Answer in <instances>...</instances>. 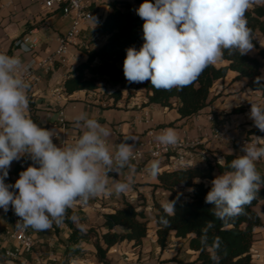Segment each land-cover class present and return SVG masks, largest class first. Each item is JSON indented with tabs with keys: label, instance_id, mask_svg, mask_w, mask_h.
<instances>
[{
	"label": "clouds",
	"instance_id": "clouds-1",
	"mask_svg": "<svg viewBox=\"0 0 264 264\" xmlns=\"http://www.w3.org/2000/svg\"><path fill=\"white\" fill-rule=\"evenodd\" d=\"M254 2L144 0L135 9L144 21V42L139 49H126L125 79L129 83L150 81L157 90L180 89L193 84L225 50L248 54L254 44L245 15ZM22 47L28 50L27 44ZM22 71L27 69L19 56L0 52V209L7 213L11 206L23 222L18 225L21 228L45 231L53 222L61 224L75 204L86 205L92 198L120 195L131 188L136 169L131 163L134 147L127 141L137 138L126 137L110 151L106 144L110 129L81 112L74 120L82 134L73 143L61 140L55 129L31 119L30 84ZM249 118L264 131V104L251 103ZM256 138L257 142L243 145V154L228 163L229 170L211 181L205 202L222 221L243 214L264 182L256 169V161L264 158V138ZM156 140L165 146L176 145L179 137L175 129L167 128ZM25 156L33 163L19 173L14 184L6 183L12 162ZM159 167V159H153L145 171L156 176ZM126 168V179H117ZM175 204L176 200L168 199L162 207L174 214Z\"/></svg>",
	"mask_w": 264,
	"mask_h": 264
},
{
	"label": "crops",
	"instance_id": "crops-1",
	"mask_svg": "<svg viewBox=\"0 0 264 264\" xmlns=\"http://www.w3.org/2000/svg\"><path fill=\"white\" fill-rule=\"evenodd\" d=\"M113 0H94L89 11L92 18L82 22L81 33L78 42H87L92 36L98 23L109 11V3ZM134 2L135 0H128ZM264 3V0H256L253 4ZM71 19L64 16L60 10L49 11L44 8L42 0H0V52L8 55H17L25 64L30 58L40 59L47 53L53 51L58 44V36L66 32L70 26ZM31 29H37L40 38V47L33 53H27L15 45V41ZM260 34V35H259ZM256 39L263 46L264 36L257 32ZM79 44L71 47V54H81L80 60L70 61L69 63L57 62L49 71L35 68L32 77L27 80L30 87L27 96L31 97L33 110L28 106V112L36 116V122L41 127L55 129L61 140L73 143L81 134L83 129L75 126L74 117L81 112L88 113L90 118H95L110 129V136L106 139V144L110 151H115L116 146L126 137H136L137 140L129 139L127 143L137 148L141 142H145L151 137L156 138L164 129H175L179 139L185 136L200 137L204 147L210 155L216 154L222 160L223 154L232 153L240 155L239 138L243 136V126H239L242 120H251L248 112H234L237 107L250 106L254 100L260 98V91L252 90L246 86L244 79H235L236 72L229 71L225 78L218 79L211 88L210 94L214 99L197 114L190 117L181 118L175 108L162 107L157 104L146 105V97H133L129 101L118 100L103 101L98 97V89L93 91L78 90L72 94H67L64 90L63 80L66 73L78 62L85 61L86 55L83 54ZM101 43V42H100ZM252 56H257L255 48L249 52ZM228 62L219 59L217 66L226 65ZM66 121L65 127L53 128L60 117V113ZM212 114L214 118L208 119ZM171 123V124H170ZM228 127L230 134L236 136V140H225L216 142L210 138L211 130L217 127ZM244 127L254 128L255 125H244ZM151 132V133H150ZM250 141L257 142V138H264V135L246 133ZM122 140L118 141L117 137ZM59 140L54 139V143L59 144ZM259 146V143L257 144ZM145 149H148L145 147ZM196 164L205 168L202 159L196 158ZM32 164L28 157H23L19 161ZM153 160L146 152L143 162L145 166ZM159 172L168 167V161L159 158ZM135 175L130 189L120 195L98 196L89 200L92 205H101L103 211L94 207L83 210L78 204L69 208L61 224L52 223V226L45 231H36L29 227L35 237V245L30 253H26L18 259L25 264H101L95 257V248L91 243L79 241L72 244L68 241L72 230L68 225L67 219H71L75 227L86 230L96 227L98 231H104L102 227L103 215L112 212L116 207L121 206L127 194L137 195L136 204L142 201L150 207L153 198L163 194L161 189H153L157 183V175L151 176L148 172L142 173L139 167L135 166ZM256 169L264 171V158L256 161ZM23 171L18 161H13L9 169L7 178L15 181L19 178V173ZM114 175V174H112ZM128 175V169H124L117 179L124 181ZM144 175V176H142ZM262 216V214H261ZM96 217L99 225H95ZM263 222H264V217ZM154 222L151 221V224ZM11 225V215L0 209V246L8 248L11 242H5L6 228ZM129 245L138 253L125 256L127 251L125 246ZM82 246L86 252L81 256L70 257L67 254L70 249ZM115 247L120 249L119 253L112 250L108 253V259H113L112 264H187L193 261L197 252L190 249L186 238H178L171 234L167 246L162 249L157 244L155 229L149 232L143 239L140 246H133L130 242H121ZM113 246V247H114ZM253 258L258 264H264V225L255 228L254 242L252 246ZM112 254V257L111 255ZM127 258V259H126ZM124 259V260H123ZM10 263V262H9Z\"/></svg>",
	"mask_w": 264,
	"mask_h": 264
},
{
	"label": "trees",
	"instance_id": "trees-1",
	"mask_svg": "<svg viewBox=\"0 0 264 264\" xmlns=\"http://www.w3.org/2000/svg\"><path fill=\"white\" fill-rule=\"evenodd\" d=\"M143 2L144 0H113L109 3V11L87 41L88 48L82 50L86 60L75 64L64 77L63 86L67 94L78 90H96L101 80H105L113 88L131 87L133 83H129L123 73V62L126 49L133 46L139 49L144 42V21L135 11ZM245 18L251 29L257 56L249 53L241 56L238 52L230 54L225 50L222 59L228 62L226 65H209L193 84L180 89L157 90L151 86L150 81H146L145 104L172 108L175 100V108L180 117H190L214 99L210 94L211 88L218 79L225 78L230 70L237 73L235 79H244L247 87L260 91L264 97V78L261 76L264 47L255 37L257 32L264 36V3L252 4ZM121 97L122 93L118 90L112 98L116 102ZM28 106L32 111L30 96ZM242 108L237 107L234 112H242ZM31 119L36 122L34 114ZM248 134L264 135V131L253 128ZM236 156L238 155L226 153L222 160L217 157L206 158L202 160L205 168L195 164L163 169L157 175V183L153 185V189H161L163 194L153 198L150 207H147L145 201L132 204L124 199L121 206L103 215L104 231H98L96 227L82 230L75 227L71 219H67L72 230L68 241L72 244H78L79 241L91 243L95 248L97 261L109 264L108 253L114 245L126 241L133 246H140L150 230L155 229L157 244L162 249L167 246L172 233L178 238L187 239L189 248L197 252L196 258L187 264H258L253 258L252 246L255 228L264 225L263 218L256 209L261 204L264 212V182L260 184L252 202L245 206L243 214L226 221L215 217L212 205L205 202L212 187L211 181L223 171L229 170L227 165ZM257 171L264 178V171ZM6 183L13 184V181L7 178ZM178 193L181 194L179 199ZM168 199L176 200L174 214L166 213L162 207ZM148 211H151V218ZM151 221L154 222L153 225H150ZM85 252L82 246H76L68 251L66 258L81 256ZM0 264L25 263L18 258L9 260L4 248L0 246Z\"/></svg>",
	"mask_w": 264,
	"mask_h": 264
},
{
	"label": "built area",
	"instance_id": "built-area-1",
	"mask_svg": "<svg viewBox=\"0 0 264 264\" xmlns=\"http://www.w3.org/2000/svg\"><path fill=\"white\" fill-rule=\"evenodd\" d=\"M93 2L94 0H42L45 9L49 11L60 10L64 16L71 19V23L68 30L58 36V44L53 51L47 53L40 59L30 58L25 64H23L27 71H22L20 74L26 80H29L32 77L35 68L42 69L44 72H49L57 62L69 63L70 61L80 60L81 54L78 53L76 55H72L70 50L73 45L80 43L77 40L82 30V22L92 18L89 8L92 6ZM24 44H27V51L23 50L22 45ZM15 45L24 52L33 54L40 47V38L37 34V29H31L23 36L19 37L15 41ZM80 46L82 50L88 48L87 42H81ZM260 99V103L264 104V97L260 95ZM213 118L214 116L212 114L208 116L209 120H212ZM65 125L66 121L63 116V112H61L58 121L53 124V128L59 126L63 128ZM210 138L216 142L237 139L236 136H232L230 134V129L225 126L221 128H213L211 130ZM117 140L121 141L122 137H117ZM246 143L252 142L246 136L239 138L240 155L243 154L241 149ZM201 145H203V141L200 137L185 136L180 138L176 145L168 146L160 144L156 138L151 137L145 142H141L137 148H134V156L131 163L134 166L139 167V170L144 173L146 166L143 162L146 158V152L149 153L152 159L162 158L167 160L168 167L193 166L196 164L197 157H200L202 160L217 157L216 154L210 155L204 147H201ZM145 147L148 149H145ZM18 165L22 170H25L30 163L21 160L18 161ZM130 191H132V189H130ZM126 198L130 203L136 204L138 196L130 193L126 195ZM77 204L83 210H87L89 207L95 206H91L89 201L86 205H81L80 203ZM95 207L101 211L104 210L101 205H97ZM8 213L11 215V225L6 228L4 241L12 243L11 246L5 249L6 257L11 260L26 253H30L35 245V237L29 228L25 229L18 226L23 222L19 221V217L15 215L11 206H9ZM111 250L115 253L120 252V249L115 246L112 247Z\"/></svg>",
	"mask_w": 264,
	"mask_h": 264
},
{
	"label": "rangeland",
	"instance_id": "rangeland-1",
	"mask_svg": "<svg viewBox=\"0 0 264 264\" xmlns=\"http://www.w3.org/2000/svg\"><path fill=\"white\" fill-rule=\"evenodd\" d=\"M263 43H264V39H263ZM263 47H264V44H263ZM261 61H262L261 76H262V78H264V59L261 60ZM145 82L144 83H133L130 88H128V87H120V86L113 88V87H111V85L108 82H106L105 80H101L99 82V87H98L97 94H98V97L101 100H103V101H110V99L115 95V92L118 91V90H120L121 93H122V97L120 98V100H123V101H129L133 97L143 98V97H145V90H144ZM260 101H261V99L259 98V99L254 100V103L255 104H261ZM242 107H243L242 108L243 109L242 112H248L251 109L250 106H246V107L242 106ZM253 123L254 122H253L252 119L251 120H247V119L246 120H242V122L240 123L239 126H243V129H244L243 130L244 131L243 132V136L248 137L246 133H248V131H250V129H253L251 127H244V125H250V124H253ZM254 129H258V128L255 126ZM256 209L264 217V212L262 210L261 204L258 205L256 207ZM147 213H148V216L151 218V216H152L151 215V211H148ZM94 219H95L94 220L95 225H99L96 217H94ZM150 225H153V224H150ZM150 232H151V230H150ZM125 249L127 251V254H124V255L127 256V257H129L130 254L138 253V250H133L131 248V246H129V245H126ZM110 255L112 257V254H110ZM112 261H113V259H109V264H112ZM145 264H151V263L146 262Z\"/></svg>",
	"mask_w": 264,
	"mask_h": 264
}]
</instances>
